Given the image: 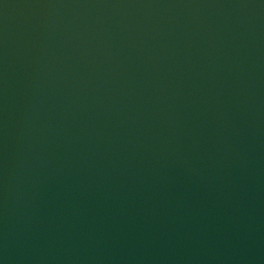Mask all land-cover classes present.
Segmentation results:
<instances>
[{"label": "water", "instance_id": "1", "mask_svg": "<svg viewBox=\"0 0 264 264\" xmlns=\"http://www.w3.org/2000/svg\"><path fill=\"white\" fill-rule=\"evenodd\" d=\"M0 264H264V0H0Z\"/></svg>", "mask_w": 264, "mask_h": 264}]
</instances>
